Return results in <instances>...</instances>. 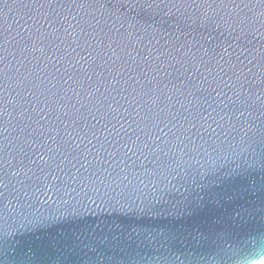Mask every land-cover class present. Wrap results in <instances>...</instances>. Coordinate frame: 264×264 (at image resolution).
Masks as SVG:
<instances>
[{
	"label": "water",
	"instance_id": "obj_1",
	"mask_svg": "<svg viewBox=\"0 0 264 264\" xmlns=\"http://www.w3.org/2000/svg\"><path fill=\"white\" fill-rule=\"evenodd\" d=\"M98 3L83 9H32L8 0L0 12L3 20L0 31L7 41L3 66L11 77L7 82L10 89L4 94L10 115L5 117L9 125L7 139L3 141L7 147L4 187L0 189L4 192L0 264H260L264 261V114L257 97L264 85L260 84L259 62L255 58L264 53V25L257 22L243 33L240 29L226 32L224 23L235 24L239 19L231 7L220 10L216 6L198 7L191 0H98ZM41 21L50 23L58 34L64 35L62 40L44 42L49 49L47 60L26 47L32 43L29 36L43 28ZM68 23L72 24L69 32L74 29L78 32L77 43H83L95 31L102 34L103 44L110 45L121 56L125 68L119 76L118 65L107 56L102 57L105 66L97 71L104 78L110 75L117 81H128L125 93L130 95L121 93L119 84L112 87L113 95L129 115L118 117L119 124L115 121L104 124L108 128L105 133L108 143L99 155L93 148L103 143L104 138L93 140L92 145L85 141L80 146L81 154L87 148L90 166L84 164L81 156L64 166V176L71 181L69 186L80 185L87 175L100 192L89 191L91 199L81 200L70 194L68 203L56 197L52 203L42 205L35 196L28 195L40 187L39 179H33V174L38 177L43 166L37 162V153L41 152L39 142L48 138L51 143L52 132L46 131L49 126L58 128L64 122L71 130L78 128L79 123L73 124L70 114L57 120L54 113L46 111L40 112L44 116L40 120L33 107L39 110L45 97L35 91L25 97L14 87V80L16 73L25 71H31L45 86L49 80L62 83L66 79L62 65L54 57L64 56L66 48L75 47L73 38L63 32ZM52 44L57 46L53 48ZM150 52L152 55L148 56ZM218 54L225 55L234 67L228 69L221 64L220 70H216L211 57L219 59ZM133 59L135 73L128 67ZM141 62L146 70L155 69L151 73L152 83L143 84L145 91L153 84L163 87L171 83L179 87L188 72H195L197 79L204 77L205 87L209 82L214 87L219 83L214 77L226 80L239 69L244 71L245 78L251 79L250 103L254 107L242 108L244 115L239 118L233 111L229 113L230 120L227 115L225 120L216 119V113L225 115L238 99H244L221 85L209 93L214 101L209 102L216 110L212 124L215 132L208 129L197 135L198 130L192 129L185 133V139L176 130L169 133L165 129L167 142L165 137L157 140L158 133L148 131L150 121H143L148 127L140 130L141 121L132 117L134 112L146 114L143 98L133 102L132 92ZM109 68L113 69L111 73ZM56 69L61 71L57 73ZM140 79H144L143 75ZM217 92L223 94L217 96ZM101 93L106 95L103 88L97 95ZM201 95L193 93L197 98ZM178 99L181 97L176 94L172 111H176ZM21 111H24L22 121L17 115ZM68 112L71 113V108ZM35 121H39V130ZM117 133L120 137L125 133L132 139L140 137L138 143H147L148 147L133 149L135 154L129 152L125 156L118 147ZM148 136H152L151 141L146 139ZM28 139L36 144L26 145L24 141ZM72 155L76 153L70 152L69 158ZM61 213H66V217L59 218ZM29 219L40 222L33 225L27 223Z\"/></svg>",
	"mask_w": 264,
	"mask_h": 264
},
{
	"label": "snow or ice",
	"instance_id": "obj_2",
	"mask_svg": "<svg viewBox=\"0 0 264 264\" xmlns=\"http://www.w3.org/2000/svg\"><path fill=\"white\" fill-rule=\"evenodd\" d=\"M8 2V0H0V12L3 11V6ZM14 2L19 3L22 7L37 9V8H52V9H65V8H91L99 5L98 0H14ZM191 4H196L198 7L201 5H207L209 8L216 6V10L229 9L234 11L238 16V22L233 24L232 22H225L223 27L226 32L235 31L240 29L243 33L247 31L249 27L253 24L259 22L260 25H264V0H191ZM150 6V5H149ZM257 9L259 10L257 13ZM63 19V17H62ZM3 20H0V25H2ZM43 28L37 31V34L30 35L29 39L32 41L31 45H26L29 51H38L40 56L47 60L49 49L44 42H51L53 39H64V35L58 34L56 27L50 26V23H43ZM72 28V24L68 23L67 27L63 29L64 34L71 36L73 38L72 43L75 44L73 48H66L65 55L60 57H54L58 63L63 67V76L66 79H62V83L58 81L53 83L49 80L47 86L44 85L39 77H34L31 71H25L23 73H16L14 80V87L21 90L25 97L32 95L35 91L38 96L45 97L39 110L34 106L33 112L39 116L40 120H44V116L40 115L41 111H46L48 113H54L57 120L59 117L65 114H70L73 116V124L79 123L78 128H72L69 130L68 127L64 126V122H60V127L52 128L46 131L52 132L51 143L48 138H43L39 142L41 152L37 153L38 163H42V167L39 168L38 177L37 173L33 174V179H39L40 187H35L33 191H30L28 195L35 196L40 203L50 204L53 202L54 198L59 197L64 200V203H68L71 199L70 194H74L83 200L88 197L89 191H94L96 194L100 192V189L96 187L95 181H92L87 175L80 182L78 186H69L71 181L67 180L64 176L63 169L65 164H71L73 160H76L78 156L84 159L85 165H91V161L87 159L88 150L85 148L83 153H80V146L87 141L88 145H92L93 140L98 138H104L103 143H98L93 151L98 155L104 151V144L108 143L107 138H105V133L108 132V128L104 127L105 123H110L115 121L119 124L120 120L117 119L128 116L126 109L122 104L119 103L116 96L113 95L114 88L113 85L119 84L121 93H125V85L128 81L123 80L117 81L114 77L108 75L106 78L101 76V72L97 71L105 66V60L103 56H107L108 60L114 62L119 67L116 75L119 76L121 72H124L125 65L121 63V56L117 54L116 51L112 50L110 45H105L102 43V34L95 31L90 32L86 38L83 39V43H77L78 32L73 30L68 31ZM95 38V39H94ZM7 41L3 37V32L0 31V189L4 187V175L5 163H4V148L7 147L4 140L7 139L5 133L8 131L9 119V107L8 103L5 102V92H8L10 87L8 81L11 80L8 70L4 67V55L5 44ZM95 45V47H93ZM57 45L52 44L55 48ZM231 47V45H229ZM77 48L80 51H77ZM83 52L84 55H81ZM227 52V49H225ZM150 52L148 56H151ZM219 59L216 57H211L217 65L216 70H220V65L223 64L225 68L234 67L230 60L225 58V55L218 54ZM145 56V60L148 59ZM255 59L259 62V70L261 76L259 77L260 84L264 85V53L259 54ZM48 63H52L48 60ZM136 60L133 59L132 64L128 65L135 73ZM202 65H197V68ZM57 73L61 69H56ZM113 69L109 68L108 73H111ZM152 71L155 69L149 68L145 69L143 62H141L139 73L135 75L137 81L136 88L132 89L135 93L133 96V102L136 99L143 98V108L146 110V114L141 115L140 113H132V117L141 121L138 126L140 130L148 127L143 121H150L151 127L148 129L149 132L153 130L158 133L155 139L159 140L161 137H165V142H167L165 129L171 133L176 130L180 133L181 137L187 138L185 133H189L192 129H197V135L201 132H207L208 129L212 128V124L215 122L213 114L216 112L215 108L212 107L213 97L209 95L211 92H215L216 88L223 85L225 88H230L231 91L239 98L241 95L244 97L243 100L237 101L233 106V109H228L225 115H220L216 113V119L225 120V116L231 119V115L234 111L237 118L244 115V110L254 107L253 103H250L252 88L250 86L251 81L248 76L245 78L244 71L237 69L233 74L232 78H226V80H220L219 76L214 77V80H219L218 84L213 87L211 82L209 86H204V77L197 79V74L195 72H188L187 77L180 81V86L169 83L167 86H159L153 84L151 88L147 91L144 90L143 84L145 81L152 83L154 77L151 76ZM205 71H209L205 69ZM71 73V74H69ZM93 73H95V79H93ZM126 75V73H125ZM143 75L144 79L141 80L140 76ZM161 75H164L161 73ZM56 78L53 77V80ZM132 79V77H128ZM59 84V87L57 86ZM84 86V87H82ZM103 88L104 93L97 95L100 89ZM183 88V91H181ZM261 96L257 97L259 101V109L262 114H264V87H261ZM194 92H201L202 95L197 98L193 96ZM130 95L131 93H125ZM179 94L181 99L175 101L176 111H172L173 97ZM223 93L217 92L216 95H222ZM207 97V98H205ZM123 98V97H121ZM214 102V101H213ZM12 104L15 101L11 102ZM37 103H40L38 100ZM71 108V113L68 109ZM84 109V111H81ZM182 110V111H181ZM26 111V109L24 110ZM24 111L19 112L18 119L21 121L24 119ZM91 117L89 120L88 118ZM57 121H53L56 123ZM35 127L37 130L40 128L39 121H35ZM100 125V127H97ZM122 130H123V126ZM131 131V129H129ZM61 139L57 140V136ZM117 136L120 139L118 147L123 152L125 156L129 152H133V149L140 151L142 148H147L148 144L138 143L140 137L132 139L125 133L124 136L120 137L119 133ZM91 137V138H89ZM148 141H151L152 136L146 137ZM24 143L30 147H33L36 142L31 139L25 140ZM115 144L116 141H113ZM126 149V151H124ZM182 151V150H181ZM74 152L76 155H72L69 158V153ZM133 154H135L133 152ZM28 155V154H27ZM165 157L168 153H164ZM83 168L84 165H81ZM85 172L88 171L87 168L84 169ZM94 175V173H93ZM77 187L79 190H77ZM47 197V199H45ZM4 192L0 190V225L4 221ZM94 200H91L93 203ZM66 213H61L59 218H65ZM39 220L29 219L27 223L37 224ZM147 239V237H145Z\"/></svg>",
	"mask_w": 264,
	"mask_h": 264
},
{
	"label": "bare ground",
	"instance_id": "obj_3",
	"mask_svg": "<svg viewBox=\"0 0 264 264\" xmlns=\"http://www.w3.org/2000/svg\"><path fill=\"white\" fill-rule=\"evenodd\" d=\"M264 263V261H262L260 264H263Z\"/></svg>",
	"mask_w": 264,
	"mask_h": 264
},
{
	"label": "rangeland",
	"instance_id": "obj_4",
	"mask_svg": "<svg viewBox=\"0 0 264 264\" xmlns=\"http://www.w3.org/2000/svg\"><path fill=\"white\" fill-rule=\"evenodd\" d=\"M264 264V263H263Z\"/></svg>",
	"mask_w": 264,
	"mask_h": 264
}]
</instances>
